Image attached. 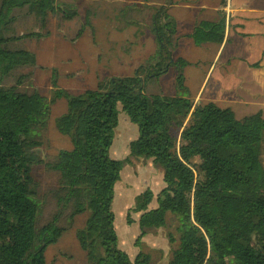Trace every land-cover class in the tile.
Segmentation results:
<instances>
[{
	"label": "trees",
	"instance_id": "trees-1",
	"mask_svg": "<svg viewBox=\"0 0 264 264\" xmlns=\"http://www.w3.org/2000/svg\"><path fill=\"white\" fill-rule=\"evenodd\" d=\"M172 4L167 0L146 5L155 10L151 30L158 48L133 75L106 78L78 94L59 89L54 78L56 88L49 101L37 89L21 91L3 84L16 68L36 65L33 52L10 45L45 35L9 34L14 13L26 10L46 28L51 15L74 18L77 9L57 0H1L0 264H48L46 250L66 230L60 221L67 212L70 223L88 214L76 237L89 264H151L150 253L140 252L132 260L120 248L113 211L121 170L138 160H151L164 173L158 206L150 208L155 193L147 189L137 195L132 210L141 212L142 236L167 226L170 217L177 220L179 244L169 264H264V112L238 118L231 107L215 101L195 103L180 94L145 92L147 81L173 67L178 71L177 88L186 90L184 70L189 62L173 55L179 37L169 9ZM140 5L127 4L123 9L144 7ZM225 28L224 18L202 21L189 37L197 45L222 43ZM60 98L67 100L68 108L55 123L62 135L70 137L72 148L60 150L47 163L60 175L55 190L58 210L39 226L42 202L33 172L42 162L39 131ZM119 104L139 126V137L131 141L125 159L110 156ZM132 221L129 212L128 222ZM168 240L172 244L176 238L169 233Z\"/></svg>",
	"mask_w": 264,
	"mask_h": 264
},
{
	"label": "rangeland",
	"instance_id": "rangeland-1",
	"mask_svg": "<svg viewBox=\"0 0 264 264\" xmlns=\"http://www.w3.org/2000/svg\"><path fill=\"white\" fill-rule=\"evenodd\" d=\"M166 1L57 0L58 4L74 5L73 8L77 9L78 15L68 19L62 17L60 13L51 15L46 28L40 27L37 19L28 15L26 10H15L16 19L11 24L9 34L42 32L45 35L41 38H25L10 45L13 49L21 48L33 52L36 55V65L16 68L4 79L3 84L9 87L16 86L21 91L32 92L37 89L50 101L56 88L53 84L54 78L59 89L78 94L95 88L106 78L133 75L138 66L146 63L158 48L157 39L151 30L155 10L153 7L149 9L146 5ZM134 2L144 7L129 11L123 9L125 5H132ZM184 41L189 42V37ZM187 57L192 63L185 58L189 64L184 70L186 78L184 92L177 88L178 71L174 67L158 79L147 81L145 92L168 96L180 94L194 99L211 66L213 56L210 52L200 49L198 52L194 51L193 55L191 51ZM253 64L248 66V63L239 61H215L216 70L208 77L207 86L201 90L203 99L195 102L215 101L220 106L231 107L238 118L259 110L264 112V87L260 85L238 87L239 79L231 70L236 71L238 65L249 74L253 72L252 68L256 67ZM247 77L250 80L248 75ZM232 81L236 84L227 86ZM239 89H243L244 92H237ZM67 108L66 99L56 100L52 104L47 125L39 131L41 146L38 148V155L42 162L33 168L39 182V197L42 202L37 220L39 226L48 222L58 210L55 190L59 188L60 175L48 168L47 163L53 162L60 150L72 148L70 137L62 135L55 123V119L65 113ZM118 109V126L110 156L114 159H125L130 155L131 141L139 137V126L130 120L121 104L118 105ZM262 160L264 163V145ZM135 162L123 166L121 178L115 185L113 211L119 246L132 260H135L140 252H146L152 256L151 264H169L172 250L179 244L177 220L170 217L167 226L154 229L142 236L139 223L141 212L132 210L137 195L147 189L155 193L150 208L158 206L157 195L165 186L164 173L151 160ZM129 212L132 222H128ZM67 214L68 212L60 221V224L66 227L62 237L46 250L47 263L89 264L86 252L76 237V230L84 225L88 214L77 216L73 223L68 221ZM169 233L175 236V243L169 242Z\"/></svg>",
	"mask_w": 264,
	"mask_h": 264
},
{
	"label": "crops",
	"instance_id": "crops-1",
	"mask_svg": "<svg viewBox=\"0 0 264 264\" xmlns=\"http://www.w3.org/2000/svg\"><path fill=\"white\" fill-rule=\"evenodd\" d=\"M169 9L177 21V36L179 37L177 48L173 52L175 58L183 57L191 61L187 57L188 54L192 51L193 55L194 51L198 52L200 49L210 52L213 56V61L205 74L200 90L194 97L196 102L203 99L201 90L207 86L208 77L216 70L215 61H239L248 63V66L259 62L260 65L252 68L253 72L249 74H246L248 72L246 69H241L238 65L236 71L231 70L236 73L235 76L239 79L238 87L259 85L264 87V0H173ZM220 18H224L226 22L222 43L206 42L197 45L189 37V34L200 22L217 21ZM188 37L189 42H185L184 39H188ZM195 65L199 66L197 63ZM234 84L236 83L232 81L227 86ZM240 91L244 92L243 89L237 90V92Z\"/></svg>",
	"mask_w": 264,
	"mask_h": 264
}]
</instances>
